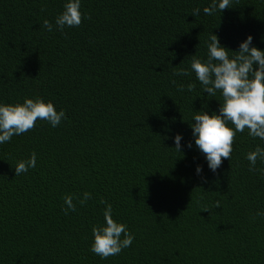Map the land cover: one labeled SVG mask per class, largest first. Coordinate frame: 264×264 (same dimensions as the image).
Returning <instances> with one entry per match:
<instances>
[{
    "label": "trees",
    "instance_id": "obj_1",
    "mask_svg": "<svg viewBox=\"0 0 264 264\" xmlns=\"http://www.w3.org/2000/svg\"><path fill=\"white\" fill-rule=\"evenodd\" d=\"M63 2L0 0V100L39 95L65 111L56 127L37 119L0 144V264H264V177L245 159L264 141L236 133L229 159L209 171L185 147L184 120L216 110L219 92L206 97L190 69L173 74L205 57L211 31L233 50L246 34L264 48V0L197 16L208 0H81V23L57 30ZM188 82L191 92L177 90ZM30 152L36 166L14 176ZM84 190L91 199L65 214L63 195ZM101 199L133 235L104 259L89 250Z\"/></svg>",
    "mask_w": 264,
    "mask_h": 264
},
{
    "label": "clouds",
    "instance_id": "obj_2",
    "mask_svg": "<svg viewBox=\"0 0 264 264\" xmlns=\"http://www.w3.org/2000/svg\"><path fill=\"white\" fill-rule=\"evenodd\" d=\"M81 0H64L61 11L55 16L54 24L57 30L65 27H75L81 23ZM230 7V0H208L203 8H193L191 14L212 15ZM42 27L52 31L53 24L47 18L42 20ZM228 50H231V54ZM189 69L194 72L201 91L206 97H216L219 92L220 100L216 110L205 108L193 111L188 122L191 129V141L185 142V147L193 145L203 155L206 166L215 173L221 164V158L230 157L232 140L236 133L247 129L250 137L264 141V48L252 43L251 34H246L238 41L236 49L223 45L218 35L211 31L206 41V55L191 56L188 68H178L173 73L176 76H187ZM176 84V81H172ZM177 90L185 89L191 92L194 84L179 83ZM65 118L63 108L57 110L51 100L37 95L24 97L22 101L5 102L0 100V144L10 140L13 135H19L31 129L39 119L46 121L51 127H56ZM173 146L181 152L182 134L176 132L171 137ZM245 159L250 165V171L258 172L264 177V167H257V161L264 164V147L259 144L245 153ZM14 176L27 172L36 166V154L30 152L26 159H19L11 165ZM194 172L200 175L202 167L196 164ZM202 181L206 178L201 176ZM61 210L67 214L75 211L76 204L83 205L91 199V193L84 190L79 198L73 194H64ZM76 201L74 203L73 201ZM103 222L91 227V242L89 250L101 259L118 254L127 248L133 240V235L127 226L115 220L112 207L103 199ZM213 207L219 202H213ZM203 210H208L204 208ZM256 216H264L257 211Z\"/></svg>",
    "mask_w": 264,
    "mask_h": 264
}]
</instances>
